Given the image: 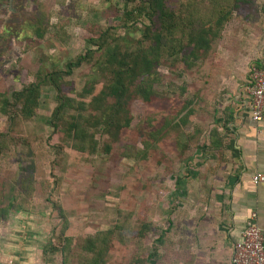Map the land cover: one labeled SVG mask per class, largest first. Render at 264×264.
Returning a JSON list of instances; mask_svg holds the SVG:
<instances>
[{
    "label": "rangeland",
    "instance_id": "1",
    "mask_svg": "<svg viewBox=\"0 0 264 264\" xmlns=\"http://www.w3.org/2000/svg\"><path fill=\"white\" fill-rule=\"evenodd\" d=\"M181 1L169 0V7L178 11ZM138 3L0 0V93L10 95L34 81L42 59L45 64L50 58L47 64L61 68L84 53L87 39L99 30L120 25L124 9ZM39 10L49 17V32L43 39L35 36L34 16ZM139 38V33L133 34L129 46ZM218 46L213 55L196 61L191 69L160 63L149 79L151 102L131 101L130 127L115 137L91 129L93 141H68L60 130L61 122L67 126L71 123L68 116L77 112L65 108L67 116L55 120L56 129L52 112L58 104L51 91L42 92L40 108L31 121L16 120L13 110L6 115L0 112V179L10 181L26 172L35 183V191L27 183L20 190V202L27 209L0 222V251L8 246L35 247L25 256L31 264H78L76 255L86 238L113 231L114 247L120 242L118 235L123 242L112 253L120 264H147L152 246H158L154 236L168 226L172 203L182 206L186 202H181L186 193L182 185L195 182L196 156L214 150L202 146V141L214 129L212 121L227 94ZM87 69L86 65L67 79L76 91L87 81ZM79 115L90 117L87 109L80 108ZM174 123L179 125L177 133L169 128ZM207 159L211 165L213 159ZM111 248L109 245L107 250Z\"/></svg>",
    "mask_w": 264,
    "mask_h": 264
},
{
    "label": "trees",
    "instance_id": "2",
    "mask_svg": "<svg viewBox=\"0 0 264 264\" xmlns=\"http://www.w3.org/2000/svg\"><path fill=\"white\" fill-rule=\"evenodd\" d=\"M228 1L183 0L179 3L180 9L176 11L169 7V0H139L135 7L124 9L120 25L110 24L107 29L92 35L86 41L84 53L66 61L61 68L47 64L50 58L45 64L42 59L34 81L10 95L0 93V112L6 115L13 110V115L18 116L16 120L31 121L40 108L42 92L51 91L55 93L54 100L58 104L52 112V123L56 129L59 125L55 120L60 122L63 116H67L63 113L65 108L77 112V115L68 116L71 123L67 126L61 122L60 130L68 141L84 143L86 138L93 141L95 135L91 129L101 135L115 137L130 127L131 101L138 99L144 104L151 102L153 91L149 79L160 63L168 62L174 67L183 65L191 69L196 61L203 62L205 57L214 54L226 21L231 16L224 6ZM37 14L34 16L35 36L36 39H43L48 35L49 17L45 11L41 13L39 10ZM56 32L61 34L63 31L57 27ZM136 33L140 34V38L129 46L131 36ZM86 65L87 81H84L80 91H76L73 82L67 79ZM80 108L89 110L88 119L79 115ZM211 109L215 112L213 107ZM175 124L169 126L173 133L179 129V125ZM169 128L165 133L169 132ZM218 136L214 127L208 134L207 146L212 149L221 146L223 141L218 140ZM204 138L202 146H205ZM95 147L96 143L91 150L95 151ZM26 174L10 181L0 179V222H6L11 214L20 209H27L20 202V190L24 191L27 183L35 191V183H32L33 177ZM44 186L48 184L44 183ZM117 237L122 242L119 235ZM111 239H115L113 231L86 238L80 246L81 253L76 255L78 264H120V259L112 253L119 251L123 242L115 243L114 247ZM109 245L112 248L107 250Z\"/></svg>",
    "mask_w": 264,
    "mask_h": 264
},
{
    "label": "crops",
    "instance_id": "3",
    "mask_svg": "<svg viewBox=\"0 0 264 264\" xmlns=\"http://www.w3.org/2000/svg\"><path fill=\"white\" fill-rule=\"evenodd\" d=\"M224 6L231 16L217 55L227 94L212 121L223 143L196 156L195 182L182 185L186 202L172 203L147 264H232L233 245L251 213L264 237V183H252L254 175H264V117L254 123L246 106L249 68L264 67V0H229ZM204 142L207 147L208 136ZM34 251L8 246L0 251V264H31L25 256Z\"/></svg>",
    "mask_w": 264,
    "mask_h": 264
},
{
    "label": "built area",
    "instance_id": "4",
    "mask_svg": "<svg viewBox=\"0 0 264 264\" xmlns=\"http://www.w3.org/2000/svg\"><path fill=\"white\" fill-rule=\"evenodd\" d=\"M246 106L254 123H260L264 117V67L251 66L247 77ZM252 183H264V175H254ZM232 264H264V237L257 225L255 213H251L241 239L233 245Z\"/></svg>",
    "mask_w": 264,
    "mask_h": 264
}]
</instances>
